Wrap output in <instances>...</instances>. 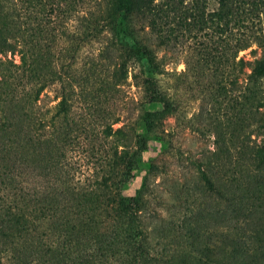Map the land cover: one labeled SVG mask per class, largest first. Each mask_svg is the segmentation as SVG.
Listing matches in <instances>:
<instances>
[{"label":"rangeland","instance_id":"1","mask_svg":"<svg viewBox=\"0 0 264 264\" xmlns=\"http://www.w3.org/2000/svg\"><path fill=\"white\" fill-rule=\"evenodd\" d=\"M113 1L9 0L11 20L18 11L24 15L12 36L25 44L31 66L18 67L19 54H0L7 94L27 98L54 78L31 105L50 117L56 94L71 92L69 120L84 124L66 148L67 176L99 178L115 149L126 152L131 166L112 195L134 204L141 193L146 202L137 218L146 238L142 264H213L208 255L214 259L221 247L229 252L237 238L239 245L261 248L264 264V76H252L256 60L264 58V0H227L223 20L221 0H179L166 23L158 18L155 28L139 31L154 61H127L125 78L124 49L107 29L75 34L78 16L100 18ZM164 1L156 0L165 8ZM148 76L174 108L151 126L146 113L164 107L150 101ZM109 126L112 135L105 138L101 131ZM197 162L224 190L254 185L247 194L252 205H263L261 213H244L237 199L220 198L200 179ZM258 231L263 234L256 239ZM58 261L41 264H72Z\"/></svg>","mask_w":264,"mask_h":264},{"label":"trees","instance_id":"2","mask_svg":"<svg viewBox=\"0 0 264 264\" xmlns=\"http://www.w3.org/2000/svg\"><path fill=\"white\" fill-rule=\"evenodd\" d=\"M8 1L0 0V54H19L17 66L29 67L31 63H28L25 44L12 36L13 27L24 15L18 11L17 20H11ZM178 3L179 0H165L163 8L156 0H114L110 10L103 12L100 18L91 21L87 16H78L75 34L97 36L100 29H107L113 42L124 49L126 61L121 66L120 77L125 78L127 61H154V52L140 39L139 31L147 26L155 28L158 18L166 23ZM227 8V0H221L217 14L221 20L228 16ZM88 19L89 23H86ZM252 76H264V58L256 60ZM49 81L24 98L17 94L10 97L6 90L9 80L0 78V185H3L2 189L5 187L0 190V264H41L55 260L72 264H142L139 257L145 260V256L139 251L143 250L141 245L146 238L140 234L137 218L146 202L141 193L135 195L134 204H127L112 195L113 189L125 177L123 171L131 166L129 157L117 148L99 178L92 175L75 177L70 172L67 176L66 148L73 141L71 137L80 138L71 133L82 130L84 123L69 120L72 98L66 88L56 94L59 101L50 117L42 114L39 108L31 107L39 101L41 93L54 84V78ZM144 83L150 101L161 102L164 107L160 112L146 113L145 122L151 126L155 117L171 113L174 108L160 93L154 76L146 77ZM65 121L70 126L65 124L69 131L64 133ZM111 131L109 126L101 133L106 138L112 135ZM197 168L204 185L220 198L237 199L244 213H261L263 205H252L247 194L256 191L254 185L224 190L200 162H197ZM262 234L256 232L255 238L259 239ZM238 239V245L229 252L226 250L227 257L217 256L216 253H226L221 247L217 252L215 250L214 259L208 254L207 258L213 264H262L263 257L258 254L261 248L239 245Z\"/></svg>","mask_w":264,"mask_h":264}]
</instances>
